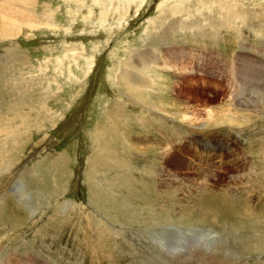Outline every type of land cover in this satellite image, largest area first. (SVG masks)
Returning a JSON list of instances; mask_svg holds the SVG:
<instances>
[{
    "label": "rangeland",
    "instance_id": "1",
    "mask_svg": "<svg viewBox=\"0 0 264 264\" xmlns=\"http://www.w3.org/2000/svg\"><path fill=\"white\" fill-rule=\"evenodd\" d=\"M12 1L0 264H264V0Z\"/></svg>",
    "mask_w": 264,
    "mask_h": 264
},
{
    "label": "bare ground",
    "instance_id": "2",
    "mask_svg": "<svg viewBox=\"0 0 264 264\" xmlns=\"http://www.w3.org/2000/svg\"><path fill=\"white\" fill-rule=\"evenodd\" d=\"M13 2H18L19 3V5L20 6H22V7H18V8H22L21 10H22V12L24 13V14H29V11H28V5H30V3H31V0H13L11 3H13ZM11 5V4H10ZM27 5V6H26ZM2 6V5H1ZM3 11V10H2ZM1 15H0V22H3L2 24H0V27L1 26H3V29H4V31H5V29H6V24L4 25V14L3 13H0ZM234 14V13H233ZM34 15V14H33ZM241 17H242V19H244V18H246L247 16H245V15H241ZM259 17V16H258ZM257 17V18H258ZM253 18V17H252ZM237 19H239V18H236V20ZM260 21V23H261V21H262V19L264 20V18H258ZM33 23L34 22H32V23H29V26H32L33 25ZM1 31H2V29L0 30V34H1ZM3 36L1 37V38H5L4 36H6V35H10V33L8 32V33H4V34H2ZM254 53V52H253ZM172 59H174V56H172L171 57ZM248 58V57H247ZM157 60V59H156ZM92 61V60H91ZM262 61V60H261ZM88 62H90V61H88ZM93 62V61H92ZM92 62H90V64H92ZM263 62V61H262ZM243 64L244 65H250V66H252V67H254L255 68V70H254V73L252 74V76H251V74L249 75V78H250V80L252 81V78L254 79V80H256V79H258L259 78V80L257 81V82H262L263 84H264V77H262L261 76V73H260V69H256V68H260V67H262L261 65H259V64H257V61H251V60H246V61H243ZM259 65V66H258ZM127 66V65H126ZM90 68V67H89ZM129 68V67H128ZM128 68H126L125 69V65H124V69L125 70H123L121 73H122V75H121V77L122 78H124L125 79V75H126V77H127V82H130V84H135L137 87H141L142 86V82L144 81V80H146L147 79V76H146V74H147V72H148V70H145L146 71V74H144V78H142L141 80H138L137 78H135L134 77V73L133 72H131V70H129ZM133 70V69H132ZM245 75V74H244ZM259 75V76H258ZM137 76V75H136ZM120 77V78H121ZM139 77H141V76H139ZM138 77V78H139ZM143 77V76H142ZM253 80V81H254ZM261 84V83H260ZM254 85V84H253ZM250 86V85H249ZM145 88V87H144ZM239 90V89H238ZM245 90V89H244ZM246 91V90H245ZM255 91H256V89H255ZM262 91V90H261ZM259 99H261V98H259ZM257 100L256 99V101L255 100H252V102L251 101H244V102H242V104L244 103L246 106H256L257 104H259V102H261L262 104H264L263 102H264V100H263V102H262V100ZM261 105V104H260ZM259 105V106H260ZM260 108H262V107H260ZM263 108H264V105H263ZM258 111H260V110H258ZM110 116H111V114H110ZM212 116V112L211 111H208L207 113H206V117H208V118H210ZM116 119V118H115ZM110 120H111V118H110ZM117 121V120H116ZM116 121H113V122H116ZM113 122H111V123H113ZM109 124H110V122H109ZM113 128V127H112ZM101 136H103V133H101L100 132V134H99V137L97 138V140H96V142H99L100 143V141H102L103 139H99ZM99 139V140H98ZM131 143H132V141H131ZM141 143V142H140ZM132 144H134V145H136L135 143H132ZM105 145V144H104ZM103 151H104V149H103ZM10 154V153H9ZM112 164V163H111ZM7 165V164H6ZM106 165V164H105ZM101 168V167H100ZM248 206V205H247ZM250 208V207H249ZM257 208V207H256ZM251 209V208H250ZM255 209V208H254ZM258 209V208H257ZM262 211V210H261ZM264 211V210H263ZM252 212H254V210H252ZM255 212H256V209H255ZM260 212V211H259ZM256 214V213H255ZM252 215V214H251ZM262 216V215H261ZM172 232V231H171ZM175 237V236H174ZM204 239V238H203ZM200 240V239H199ZM178 252V251H177ZM164 256V255H163ZM221 258V257H220ZM187 263V262H186Z\"/></svg>",
    "mask_w": 264,
    "mask_h": 264
}]
</instances>
